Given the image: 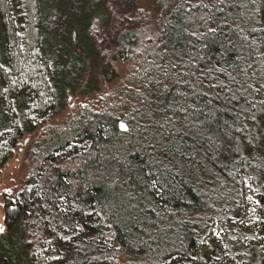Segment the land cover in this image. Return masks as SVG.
Returning a JSON list of instances; mask_svg holds the SVG:
<instances>
[{"label":"trees","instance_id":"obj_1","mask_svg":"<svg viewBox=\"0 0 264 264\" xmlns=\"http://www.w3.org/2000/svg\"><path fill=\"white\" fill-rule=\"evenodd\" d=\"M137 2L111 0L127 85L57 122L71 89L52 79L37 0H0V173L22 135H42L5 220L31 264H196L216 222L207 259L261 264L237 223L248 179L264 227V0Z\"/></svg>","mask_w":264,"mask_h":264},{"label":"rangeland","instance_id":"obj_2","mask_svg":"<svg viewBox=\"0 0 264 264\" xmlns=\"http://www.w3.org/2000/svg\"><path fill=\"white\" fill-rule=\"evenodd\" d=\"M137 3L151 9L153 0H138ZM37 4L40 13L38 31L45 38V54L52 79L70 84L71 89L67 105L55 121H63L66 115L81 106L97 107L109 97L111 90L118 85H127L129 66L116 54L118 27L123 25H116L111 0H37ZM110 12L112 16H108ZM81 24L87 29L83 40L77 33ZM1 89L0 116L5 119L11 108L7 106L3 110L7 100ZM39 137H42L40 129L22 135L0 173V227L4 228L0 233V264H31L27 245L22 239L21 223L13 216L5 220V209L10 204H6V198H15L24 186L32 166L31 150ZM25 196L23 202L30 199L28 194ZM244 201L246 212L237 224L253 234L252 242L264 244L261 237L264 227L260 222L262 195L248 179L244 180ZM221 238L222 231L216 222L212 235L198 250L196 264H249L245 259L226 253L217 260L207 259L215 252L220 256L222 250L217 248Z\"/></svg>","mask_w":264,"mask_h":264},{"label":"water","instance_id":"obj_3","mask_svg":"<svg viewBox=\"0 0 264 264\" xmlns=\"http://www.w3.org/2000/svg\"><path fill=\"white\" fill-rule=\"evenodd\" d=\"M119 125H120V128L123 130L127 129V127H128L127 123L124 120H120Z\"/></svg>","mask_w":264,"mask_h":264},{"label":"snow or ice","instance_id":"obj_4","mask_svg":"<svg viewBox=\"0 0 264 264\" xmlns=\"http://www.w3.org/2000/svg\"><path fill=\"white\" fill-rule=\"evenodd\" d=\"M4 231L3 227H0V233H2Z\"/></svg>","mask_w":264,"mask_h":264}]
</instances>
